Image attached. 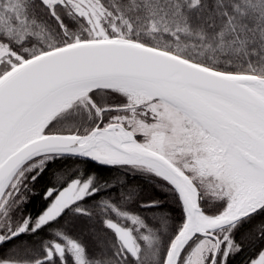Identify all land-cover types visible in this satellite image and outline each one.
Returning <instances> with one entry per match:
<instances>
[{
    "label": "snow or ice",
    "instance_id": "snow-or-ice-1",
    "mask_svg": "<svg viewBox=\"0 0 264 264\" xmlns=\"http://www.w3.org/2000/svg\"><path fill=\"white\" fill-rule=\"evenodd\" d=\"M246 247L264 264V0H0V264Z\"/></svg>",
    "mask_w": 264,
    "mask_h": 264
},
{
    "label": "trees",
    "instance_id": "trees-1",
    "mask_svg": "<svg viewBox=\"0 0 264 264\" xmlns=\"http://www.w3.org/2000/svg\"><path fill=\"white\" fill-rule=\"evenodd\" d=\"M105 175H116L117 173L115 172V170H107L105 173ZM132 184L134 185H140L144 188L145 192H151L152 189L148 187V185L146 183H144L143 181H141L140 179H132L130 181ZM43 183V181H41V184ZM40 185H37V189H39ZM156 192L159 194V198H163V194L160 193L159 189H156ZM42 200L39 196H37L36 199H34L31 204L29 205V210L33 212V214H35L36 212H38L41 207H42ZM173 215H176V213L174 212ZM41 235H43V233H41ZM33 239H39V237H35ZM245 252H247V254L250 253V250L246 247L245 248Z\"/></svg>",
    "mask_w": 264,
    "mask_h": 264
},
{
    "label": "flooded vegetation",
    "instance_id": "flooded-vegetation-1",
    "mask_svg": "<svg viewBox=\"0 0 264 264\" xmlns=\"http://www.w3.org/2000/svg\"><path fill=\"white\" fill-rule=\"evenodd\" d=\"M249 254H247V252L244 251L241 254L230 258V264H244L246 258L249 256Z\"/></svg>",
    "mask_w": 264,
    "mask_h": 264
}]
</instances>
